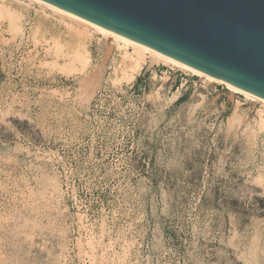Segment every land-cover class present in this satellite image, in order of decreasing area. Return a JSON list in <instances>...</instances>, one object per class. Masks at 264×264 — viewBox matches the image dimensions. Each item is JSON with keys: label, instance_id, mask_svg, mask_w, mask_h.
<instances>
[{"label": "rangeland", "instance_id": "374dc122", "mask_svg": "<svg viewBox=\"0 0 264 264\" xmlns=\"http://www.w3.org/2000/svg\"><path fill=\"white\" fill-rule=\"evenodd\" d=\"M15 1L0 0V264H264L263 106L151 59L129 81L123 44ZM69 29L92 32L88 64Z\"/></svg>", "mask_w": 264, "mask_h": 264}, {"label": "water", "instance_id": "95a60500", "mask_svg": "<svg viewBox=\"0 0 264 264\" xmlns=\"http://www.w3.org/2000/svg\"><path fill=\"white\" fill-rule=\"evenodd\" d=\"M264 101V0H44Z\"/></svg>", "mask_w": 264, "mask_h": 264}, {"label": "bare ground", "instance_id": "6f19581e", "mask_svg": "<svg viewBox=\"0 0 264 264\" xmlns=\"http://www.w3.org/2000/svg\"><path fill=\"white\" fill-rule=\"evenodd\" d=\"M8 1H10V0H8ZM12 1V0H11ZM17 1V0H16ZM15 1V2H16ZM28 1H30L31 3H36V4H38V5H40V6H42V7H44V8H47V9H50L51 11H53V12H55L56 14H58V15H60L63 19H70V20H74V21H76V22H78L79 24H82V25H85V27H83V28H86V26L87 27H91L92 29H94L95 30V32L96 33H99V34H101V35H103V37H105L111 44H112V46L113 45H118L117 46V48H119V46H120V44H123V47H124V50H125V55H124V58L126 59V60H128V63H129V72L128 73H125V74H127L126 76H127V79H129V81H130V79H134V75L136 74V73H138L140 70H141V68H142V65L143 64H145L146 62H147V60L148 59H151L152 61H159V62H164V63H167V64H169V65H172V66H174V67H177V68H179V69H182V70H184V71H186V72H188V73H191L192 75H195V76H198V77H200V78H202V79H205V81H210V82H212V83H214V84H217V85H221V86H223L224 88H226V89H228L229 91H233V92H236V93H239V94H241V95H243V96H245L247 99H250V100H252V101H254V102H256V103H258V104H260L261 106H263V108H264V101L263 100H261V99H259V98H257V97H255V96H253V95H251V94H249V93H247V92H245V91H243V90H241V89H239V88H237V87H235V86H232L231 84H229V83H227V82H224V81H222V80H219V79H216V78H213V77H210V76H207V75H205V74H203V73H201V72H199V71H197V70H195V69H192V68H190V67H187V66H184V65H181V64H179V63H176V62H174V61H172V60H170V59H168V58H165V57H162V56H159V55H157L156 53H154V52H152V51H150V50H147V49H144L143 47H141V46H139V45H137L136 43H134V42H132V41H130V40H128L127 38H125V37H123L122 35H119V34H117V33H115V32H113V31H111V30H109V29H107V28H104V27H101V26H99V25H97V24H95V23H92V22H90V21H88V20H86V19H83V18H81V17H78V16H76V15H74V14H72V13H68V12H66V11H63V10H61V9H59L58 7H56V6H54V5H52V4H50V3H48V2H46V1H44V0H28ZM22 2V1H21ZM17 3V2H16ZM19 4V3H18ZM21 4V3H20ZM8 5H10V4H8ZM12 5V4H11ZM22 5H23V3H22ZM0 6H2V5H0ZM3 8L5 7V6H2ZM27 7V6H26ZM25 7V8H26ZM1 8V7H0ZM21 8V7H20ZM22 8H24V7H22ZM28 8V7H27ZM26 8V9H27ZM5 9V8H4ZM26 9H24V10H26ZM8 11H9V8L7 9ZM28 10V9H27ZM2 11V13L4 12L3 10H1ZM40 11V10H39ZM28 13H30V12H28ZM4 14L5 15H9V14H6L5 12H4ZM35 14H37V11L35 12ZM4 15V16H5ZM38 15V14H37ZM43 15H45L44 13H43ZM38 16H40V15H38ZM8 17V16H7ZM30 17V16H29ZM36 17V16H35ZM6 18V17H5ZM48 18V17H47ZM19 19H21V18H19ZM35 21H37V20H35ZM34 21V22H35ZM12 22V21H11ZM66 22V21H65ZM65 24V23H64ZM73 25V24H72ZM72 25H70V26H72ZM18 26V25H17ZM68 27H69V25H67ZM19 27V26H18ZM73 27V26H72ZM72 27H69V28H72ZM54 28V27H53ZM77 28H78V26H77ZM37 29V28H36ZM70 30V29H69ZM72 30H74V29H72ZM72 30H70V31H72ZM79 30V29H78ZM88 30V29H87ZM87 30H85V31H81L80 32V30L79 31H76V30H74V32L76 33V35H77V38H79L78 40H79V43L77 42V44L80 46V48H82V50L84 51V54H82L81 52H79V53H81V55L85 58V60L87 61V64L89 63V60H90V58H88L86 55V40L87 39H89L90 37H92V35H91V33H89ZM17 31H19V30H17ZM94 32V31H93ZM94 32V33H95ZM95 33V34H96ZM38 34V33H37ZM70 35V34H69ZM93 38H94V36H93ZM72 39V38H71ZM91 39V38H90ZM100 40V39H99ZM57 41V40H56ZM90 42V41H89ZM58 43V42H57ZM75 43V42H74ZM98 43H100V42H98ZM77 44H74V45H77ZM92 44V43H91ZM90 44V45H91ZM110 44V45H111ZM54 45V44H53ZM89 45V44H88ZM78 46V47H79ZM122 47V46H121ZM63 48H65V47H63ZM97 48H99V47H97ZM133 49L132 51V53H131V51H130V49ZM100 49H101V47H100ZM107 49V48H106ZM88 51V50H87ZM89 52V51H88ZM108 53V52H107ZM58 54H59V52H58ZM105 54V53H104ZM111 54V53H110ZM72 55V54H71ZM69 56V55H68ZM105 56V55H104ZM82 57V58H83ZM112 62H114V61H112ZM85 68H86V66H85ZM72 70H73V68H72ZM83 70H84V68H83ZM75 71H78V70H76L75 69ZM122 72V71H121ZM80 73H81V71H80ZM123 73V72H122ZM121 73V74H122ZM123 75V74H122ZM121 75V76H122ZM116 77V76H115ZM120 77V76H119ZM118 77V78H119ZM123 77V76H122ZM121 77V78H122ZM125 78V77H124ZM123 78V79H124ZM92 80V79H91ZM93 80H96V79H93ZM122 81H124V80H122ZM81 85V84H80ZM93 86V85H92ZM94 86H95V84H94ZM264 115V113H261V115ZM260 125H258V126H260V128L261 129H263L264 130V118H261V120H260V123H259ZM259 128V127H258Z\"/></svg>", "mask_w": 264, "mask_h": 264}]
</instances>
